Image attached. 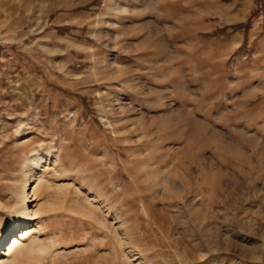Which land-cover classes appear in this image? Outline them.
I'll list each match as a JSON object with an SVG mask.
<instances>
[{
    "label": "rangeland",
    "instance_id": "1",
    "mask_svg": "<svg viewBox=\"0 0 264 264\" xmlns=\"http://www.w3.org/2000/svg\"><path fill=\"white\" fill-rule=\"evenodd\" d=\"M16 221L1 264H264V0H0Z\"/></svg>",
    "mask_w": 264,
    "mask_h": 264
},
{
    "label": "bare ground",
    "instance_id": "2",
    "mask_svg": "<svg viewBox=\"0 0 264 264\" xmlns=\"http://www.w3.org/2000/svg\"><path fill=\"white\" fill-rule=\"evenodd\" d=\"M22 227H23V224L16 221L14 224L15 231L12 234H10V239H9V234L7 233L4 234L2 239L0 238V255H1V247L3 248V244L7 240H8V244H7L8 249H6V251L8 250V255L14 254L20 248V246L22 245V242L25 239L24 233L20 232V230H22ZM19 233L22 235L18 236ZM0 264H1V261H0Z\"/></svg>",
    "mask_w": 264,
    "mask_h": 264
}]
</instances>
